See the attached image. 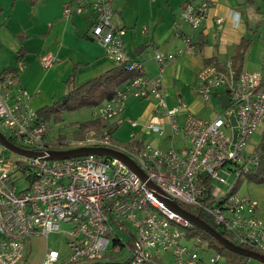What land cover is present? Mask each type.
I'll return each mask as SVG.
<instances>
[{"label":"built area","instance_id":"built-area-1","mask_svg":"<svg viewBox=\"0 0 264 264\" xmlns=\"http://www.w3.org/2000/svg\"><path fill=\"white\" fill-rule=\"evenodd\" d=\"M62 1L65 15L91 18L87 36L106 56L115 63L128 59V68H142V60L126 52L125 29L112 20L113 0ZM217 1L187 0L174 25L184 22L198 30ZM234 13L229 11L230 16ZM182 39L183 47L174 52H146L145 57L157 64L156 75L142 73L126 80L112 97L92 108L94 116L113 124L129 122L133 130L123 141L106 129H90L81 138L69 134L59 143L50 140L49 123L37 120L30 93L13 73L0 72V125L7 134L0 131L11 136L10 141L33 151L105 147L123 153L144 173L141 178L121 159L99 154L63 159L25 156L13 163L0 155V264H17L27 238L46 239L61 222L69 225L61 231L63 247L46 245L39 264L95 261L124 248L128 264H155L163 252H169L175 264H221L219 252H207L201 239L186 237L185 229L193 223L171 209L151 184L178 203L202 209L232 233L236 244L264 252V220L256 214L257 201L229 193L232 184L219 177L220 171L238 177L258 164L256 149L247 147L254 133L264 132V70L242 69L235 77L230 60L224 69L202 66L195 84L203 109L191 110L178 94L169 105L162 86L164 68L183 51L195 49L192 34L183 33ZM54 61L51 54L40 57L43 67ZM214 91L228 95L225 105L212 96ZM213 97L220 107L206 112ZM129 98L146 101L150 110L137 118L123 117ZM146 133L154 138H143ZM159 140L168 144L162 146ZM205 177L212 186L219 180L226 188L215 194L212 187L207 194Z\"/></svg>","mask_w":264,"mask_h":264},{"label":"crops","instance_id":"crops-1","mask_svg":"<svg viewBox=\"0 0 264 264\" xmlns=\"http://www.w3.org/2000/svg\"><path fill=\"white\" fill-rule=\"evenodd\" d=\"M143 1L113 0L112 20L125 29L123 39L126 52L130 58L142 60L144 74L154 76L158 73L156 62L152 58H146V52H174L182 48L183 33L192 34L194 41L200 35L206 39L201 50L195 46L192 52L183 51L175 61L165 66L162 86L167 91L169 105L174 103L175 95L182 96V89L186 86L191 88L192 94L198 96L195 78L203 66V59L215 56L217 62L225 65L243 36L249 38V45L242 69L264 70V0H218L196 31L191 30L184 22H179L177 27L174 25L187 0H160L170 13L162 14L159 18L150 14L153 12L154 0H150L146 11L142 8ZM133 6L135 13L132 17L129 11ZM230 10L235 12L234 15H229ZM219 16L222 20L218 23L216 18ZM90 22L89 16L65 15L62 0H0V72L6 67H17L19 84L30 93L29 102L33 108L50 104L71 87L78 86L115 65L104 54L103 48L87 36ZM143 43L147 47L138 52L136 48ZM21 48L25 49V54L18 62L16 55ZM44 54L55 57V61L48 67H43L40 63V57ZM176 86L178 90L171 91ZM183 98L189 101L187 96ZM128 102L122 113L123 117H126L124 112L129 106ZM32 103L39 106L34 107ZM150 107L146 102L145 110L135 118L147 114ZM189 107L195 112L203 109L200 99L193 100ZM124 122L127 121L122 123ZM129 127V130H133L130 124ZM128 133L123 139L114 137L121 141L127 140ZM257 134L259 135L258 132ZM260 134L264 135V132ZM149 135L153 136L146 133L142 137L148 139ZM159 144L165 146L168 142L159 140ZM256 146L253 148L256 149ZM237 193L256 200V214L264 220V182H248L244 191ZM41 237H30V256H23L17 264H39L47 245ZM168 257L170 264H175L169 252H163L155 264H166L165 258Z\"/></svg>","mask_w":264,"mask_h":264},{"label":"trees","instance_id":"trees-1","mask_svg":"<svg viewBox=\"0 0 264 264\" xmlns=\"http://www.w3.org/2000/svg\"><path fill=\"white\" fill-rule=\"evenodd\" d=\"M199 38L194 41V44L198 50H201L206 44V39L200 35ZM249 45V38L243 36L237 46H235L233 53L230 56L231 68L233 70L234 76L236 77L242 70L244 55L246 49ZM147 47L146 43L139 45L136 50L142 52ZM25 54V49L21 48L18 50L16 55V60L19 62L23 55ZM128 59L121 60L115 63L114 66L100 73L99 75L81 83L78 86L71 87L63 96L53 100L50 104H44L36 108L37 120H44L48 123L53 121L58 123L62 121V113L65 111L77 110L81 107H90L98 105L105 99L112 97L116 89L126 80L142 74V68L134 69L128 68ZM208 64H214L219 69H224V65L217 62L215 56L203 59V66ZM3 73L11 72L16 79L18 78L17 67H6L1 70ZM71 77V76H70ZM73 126L76 129H71L70 134L74 138H81L85 133L94 129L97 131L108 130L109 132H114L119 125L110 123L109 121L102 119L100 117H91L81 121L73 122ZM67 134L59 133L55 138L56 143L61 142ZM9 140H13L11 136L7 137ZM256 151L258 153V164L253 167L251 171L245 174H240L233 181L229 193H237L239 184L242 181L261 183L264 182V137L261 139L259 144L256 146ZM205 185V192L207 194L211 193L212 182L209 178L205 177L203 180ZM179 204L189 210L190 212L198 215L204 221L213 226L218 230L223 236H225L230 241L237 243L231 232L223 230L218 224L214 222L209 214L204 212L202 209L196 206H189L185 203L179 202ZM187 238H199L204 242L205 246L219 252L223 256V262L221 264H246L249 257L239 254L237 252L231 251L222 244H220L213 236L199 228L196 225H191L186 229ZM106 259H99L95 261H84L79 260L75 262H70L68 264H128L127 258H113L111 255L106 256Z\"/></svg>","mask_w":264,"mask_h":264},{"label":"rangeland","instance_id":"rangeland-1","mask_svg":"<svg viewBox=\"0 0 264 264\" xmlns=\"http://www.w3.org/2000/svg\"><path fill=\"white\" fill-rule=\"evenodd\" d=\"M151 2L150 0H144L142 3V8H146L148 7V3ZM153 12H151L150 14H153V16L155 18H159L162 17V14H167L169 12L168 9H166L165 4L163 3V1L160 0H154L153 2ZM130 15H134L135 13V6H133V9L129 11ZM147 14H149L148 12H146ZM170 13V12H169ZM171 17V16H170ZM189 87H184V89H182V93L181 95L187 96L188 97V105L190 106L192 101L195 99H200L199 95L197 96L195 93L192 94V92H190L191 88L188 89ZM178 90V86H176L175 88H173L171 91L176 92ZM189 90V91H187ZM222 90L220 89V92ZM128 103L129 106L127 108V110L124 112V115H126L127 118H135L137 116V114L143 112L145 110V105L146 102H140L136 99L133 98H129L128 99ZM211 104V105H210ZM210 104H208L209 106L207 108H205L206 112H210L213 111V108L218 110L219 109V102L217 101V98L213 97L210 99ZM32 105L34 107H38V104H34L32 103ZM94 117V112L93 109L90 107H81L77 110H73V111H65L62 113V121L58 122V123H54L53 121L49 122V126H48V130H47V137L51 140L53 138H55L59 133L62 134H70V131L72 129L73 126V122L75 121H81V120H85L88 118ZM129 122H124L122 124H120L118 126V128L114 131V136L115 137H119V138H126V134L128 132H130L132 129L129 130ZM0 130L7 134L6 130L0 125ZM264 135L260 134L259 135L257 133H254L247 149H252L254 146L257 145L258 141L263 138ZM149 140H152L154 138V136L149 135L147 137ZM18 142V141H17ZM0 155L6 157L10 162H15L16 160H25V156L17 154L7 148H5L2 144H0ZM219 177L220 178H224L227 180V184H232L233 181L235 180V174L232 172L230 174H225L223 172H219ZM248 182L246 181H242L239 186H238V191L242 192L245 189V186ZM226 188V184L222 183L219 180H214L213 181V191L215 194H217L219 192V190L221 189H225ZM190 206V205H189ZM69 225L67 223H60L59 224V230L57 232H53L50 233L47 238L45 239V237H41L44 242L47 243V245L55 247L57 249H61L63 247V243L62 240L60 239L61 237V231L64 230L65 228H67ZM185 244L187 245H191L193 243V240H185L184 241ZM204 243V242H203ZM211 248H208L205 246V251H210ZM30 238H27L24 242V256L28 257L30 256ZM264 254V252H262ZM126 254H127V250L124 248L123 250H121L118 253H113L110 254L113 258H126ZM107 257L104 256L102 259H106ZM165 263L166 264H170L171 262L169 261V257L168 259L165 258ZM27 264V263H26ZM30 264V263H28ZM246 264H264L263 262L251 258L249 257Z\"/></svg>","mask_w":264,"mask_h":264},{"label":"water","instance_id":"water-1","mask_svg":"<svg viewBox=\"0 0 264 264\" xmlns=\"http://www.w3.org/2000/svg\"><path fill=\"white\" fill-rule=\"evenodd\" d=\"M212 96H217L222 106L225 105L226 102L229 100L228 95L225 93H221L217 95L216 91H214L212 93ZM0 144H2L5 148L17 154L23 155V156H38V157H43L47 159H63V158H69V157H75V156L87 155V154H99V155L116 157V158L121 159L123 162H125L141 178H144V173L142 172V170L127 156H125L121 152H118L116 150H112L109 148H105V147H86L85 146V147H78V148L65 149V150L53 149V150H47V151H33V150L25 149V148H22L16 145L12 141H10L1 131H0ZM151 186L153 189H155L158 192L160 197L164 200V202L171 209L181 213L183 216L189 219L194 225L198 226L199 228L203 229L204 231L209 233L211 236H213L220 244H222L223 246H225L231 251L245 255L247 257L257 259L264 263L263 253L252 250L250 248L240 246L230 241L225 236H223L218 230H216L213 226H211L209 223H207L202 218H200L198 215L183 208L178 202L172 199L169 195L162 192L159 188L155 187L153 184H151Z\"/></svg>","mask_w":264,"mask_h":264}]
</instances>
